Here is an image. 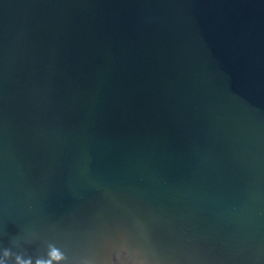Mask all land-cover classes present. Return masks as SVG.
<instances>
[{"label":"water","instance_id":"obj_1","mask_svg":"<svg viewBox=\"0 0 264 264\" xmlns=\"http://www.w3.org/2000/svg\"><path fill=\"white\" fill-rule=\"evenodd\" d=\"M0 264H264V0H0Z\"/></svg>","mask_w":264,"mask_h":264}]
</instances>
